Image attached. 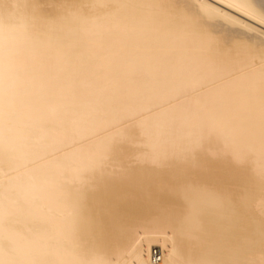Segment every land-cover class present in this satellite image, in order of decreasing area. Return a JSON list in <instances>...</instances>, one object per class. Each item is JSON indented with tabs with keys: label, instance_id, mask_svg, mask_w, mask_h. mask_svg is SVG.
I'll return each mask as SVG.
<instances>
[{
	"label": "bare ground",
	"instance_id": "6f19581e",
	"mask_svg": "<svg viewBox=\"0 0 264 264\" xmlns=\"http://www.w3.org/2000/svg\"><path fill=\"white\" fill-rule=\"evenodd\" d=\"M0 47V179L230 80L0 185V264H264V0H0Z\"/></svg>",
	"mask_w": 264,
	"mask_h": 264
},
{
	"label": "rangeland",
	"instance_id": "374dc122",
	"mask_svg": "<svg viewBox=\"0 0 264 264\" xmlns=\"http://www.w3.org/2000/svg\"><path fill=\"white\" fill-rule=\"evenodd\" d=\"M263 29V28H262ZM94 46V45H93ZM1 48V47H0ZM1 52V51H0ZM8 52L9 53H12V54H16V55H19V56H21V57H23V56H25L26 54H27V51L25 50L24 52H23V54L24 55H22V52H20L19 50H17L16 48H12V49H10V50H8ZM93 57H91V58H93V63L90 65V66H88V69H87V71L88 72H90L91 74H96V76H98L99 78H101V79H103L104 78V82L103 81H101L100 82V80L99 81H95L93 84H91L90 82H87L86 81V83L85 84H83L82 86H87L88 87V85H89V88H92V90L93 91H97V92H99V91H101V89L100 88H102L101 86H103L102 85V83H106V87L108 88V90H109V93H107V95L108 94H110L111 95V97H109V101H107L106 100V102H111V99L110 98H112V96H115L116 94L115 93H112L113 91H114V89L116 88H118V85L116 84L117 83V79H116V77H115V67L111 64V62H109L107 59H106V57H105V54L103 53V50L101 49V47L100 46H95V50H93ZM47 63H50V62H52V58L50 59V58H48L47 60ZM17 65H19L20 67H22V69H20V71H17V69H18V67L19 66H16V69L14 70V73H16V71L18 72V77L22 80V78L24 77V74H25V71H26V73H29L28 72V69H25V67H29V66H23L22 65V63H21V61L17 64ZM264 66V63L263 64H258V65H255L254 67H253V70H254V72L255 71H257L258 69H259V67L261 68V67H263ZM80 68L82 67V66H79ZM24 69H25V71H24ZM29 70H30V67H29ZM247 70L248 69H246V71L245 72H247ZM251 70H252V67H250V69H249V71H250V73H251ZM253 70H252V72H253ZM248 74H250L249 72H247ZM21 76H20V75ZM240 74V73H239ZM245 74V73H244ZM247 74V75H248ZM16 75H17V73H16ZM135 75V74H134ZM237 75V74H236ZM242 75H243V73H242ZM137 77L136 78H132L133 79V82H128L127 84H128V86L127 87H124L125 88V91L126 90H128V91H130V92H128L129 94H131V92H133V90L131 89L133 86H138V85H141V84H143V80H141L142 78H141V76H138V75H136ZM238 76V77H237ZM237 76H232L233 78H235V80H236V78H240V76L241 75H237ZM245 76V75H244ZM11 77H13V78H15V75H13L12 74V76ZM10 77V78H11ZM17 77V76H16ZM25 77H26V75H25ZM24 77V78H25ZM12 78V79H13ZM18 78V80H20ZM24 78H23V80H24ZM229 78H231V77H229ZM241 78H242V76H241ZM108 81H106V80ZM228 79V78H227ZM225 80L224 79V81H220L221 83H214L213 85L211 84V85H209V86H207V88L205 87L204 89L202 88L201 90H197V91H195L194 93H191V94H186V95H184L183 96V98H180V99H177L176 101H174L173 103H170V104H167V105H163V106H161L160 107V105H157V103H151L150 105H147L149 108H151V110H149V111H147L145 114L143 113V115H140L139 117H137V118H134V120L132 119L131 121L129 120V121H127L125 124H123L122 126H119V127H117V128H113V130H110V131H107V132H105L104 134H100V135H96V136H94V134H95V132H94V134L93 133H91V134H93V135H91V134H89L88 135V137L91 135L92 136V138H91V136H90V140H88V138L86 139V140H88V141H83V142H81L80 144H78V145H75V146H73V148L71 147V148H69V149H67L66 151H64V152H62V153H59V155L57 154V156L55 155L54 157H51V158H49L48 160L46 159L45 161L47 162V163H49V162H52V161H54L55 159L56 160H58V159H60L61 157H65V156H67V155H70V154H72V153H75L76 151H80V150H83V149H86L87 147L89 148V147H91V144L92 145H95V143L97 142V143H99V142H101V141H106L107 140V138L109 139V137H111V136H113V135H116V134H118V133H122V132H124V131H126V130H131V129H138V130H140L141 129V127H142V130H144L143 131V134H145V133H147L146 131H148V126H152V125H154V123L160 118L161 119V115H162V117H164V114L166 115L167 113V115H169V111L171 112V110H178L179 108H182V107H185V106H191V105H193V106H195L197 103H198V101L200 100V99H202V98H204V97H207V96H209V95H211V94H214V93H216L215 91V89H218V88H220V87H222L223 85H225V84H227L228 82L227 81H229L230 82V80ZM20 80V81H21ZM233 80V79H232ZM234 80V81H235ZM9 81H11L10 79H9ZM9 81H6V83H0V107L1 108H3L4 109V107H5V104H6V106L8 105V101H10V102H12L11 101V99L10 98H12L13 99V97H14V99L15 98H17L16 100H18L19 99V96H16V94H18V95H20L21 93V89H23L24 87H20V88H18L17 90L16 89H12V91L10 90V89H8V88H6V91L8 90H10L13 94H11L10 96L11 97H9V94H10V91L7 93L6 91H4V93H1V90L3 91L4 90V88H5V86L7 87V86H9V84L11 83V82H9ZM226 82V83H225ZM8 83V84H7ZM98 83H100V85L98 84ZM97 84V85H96ZM219 84V85H218ZM221 84V85H220ZM26 86V85H25ZM116 86V87H115ZM215 87V88H214ZM83 88H85V87H83ZM212 88V89H211ZM208 89V90H207ZM211 90V91H210ZM206 91V92H205ZM79 92H81V90L79 91ZM116 92V91H115ZM214 92V93H213ZM15 93V94H14ZM129 94H127V95H129ZM207 94V95H206ZM13 95V96H12ZM107 95H105L106 97H108ZM191 95V96H190ZM198 96H200L199 98H198ZM91 98H94V99H96V98H98V94H93L92 96H91ZM8 100V101H7ZM197 100V101H196ZM6 101H7V103H6ZM190 102H192V104H190ZM197 102V103H196ZM10 104V103H9ZM154 105V106H153ZM165 112V113H164ZM173 112V111H172ZM159 115V116H158ZM153 117V118H152ZM159 117V118H158ZM153 119H157L154 123H152L151 122V120H153ZM159 119V120H160ZM149 124H151V125H149ZM102 125V124H101ZM138 125V126H137ZM144 128V129H143ZM96 137V138H95ZM71 152V153H70ZM218 153H222V151H218ZM217 158H216V160H219V156H216ZM58 158V159H57ZM45 161H42L43 162V164H47ZM42 162L41 163H37L36 165H34V166H31V168L29 167V168H27V169H24L23 171H20V173L18 172V173H15V174H13V175H11V176H7V177H4V178H2V179H0V185H2V184H5V183H7V182H9V181H11L13 178H16V177H19V176H21V175H23V174H25L26 172L28 173V171L30 172V171H32V170H34V169H36L37 167H39V166H42L43 164H42ZM42 164V165H41ZM136 164V163H135ZM134 164V165H135ZM235 168H237V167H235ZM14 180V179H13ZM163 205H159L157 208H154V209H152L151 211H150V213H149V215H151L152 216V218H155V219H159L160 218V211H161V207H162ZM163 208V207H162ZM166 210H168V208H166Z\"/></svg>",
	"mask_w": 264,
	"mask_h": 264
}]
</instances>
